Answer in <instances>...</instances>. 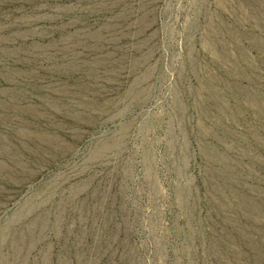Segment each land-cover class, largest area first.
Wrapping results in <instances>:
<instances>
[{"label": "rangeland", "instance_id": "obj_1", "mask_svg": "<svg viewBox=\"0 0 264 264\" xmlns=\"http://www.w3.org/2000/svg\"><path fill=\"white\" fill-rule=\"evenodd\" d=\"M0 264H264V0H0Z\"/></svg>", "mask_w": 264, "mask_h": 264}]
</instances>
